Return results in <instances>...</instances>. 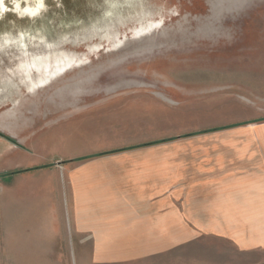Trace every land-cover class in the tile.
Wrapping results in <instances>:
<instances>
[{"label":"rangeland","instance_id":"374dc122","mask_svg":"<svg viewBox=\"0 0 264 264\" xmlns=\"http://www.w3.org/2000/svg\"><path fill=\"white\" fill-rule=\"evenodd\" d=\"M258 126L264 127V22L0 159V264H97L88 253L74 257L59 237L64 225L57 241L41 232L67 223L46 187L59 191L76 159L111 156L117 147H224L225 135L239 142L245 136L237 129ZM108 264H264V247L243 250L202 234Z\"/></svg>","mask_w":264,"mask_h":264},{"label":"water","instance_id":"95a60500","mask_svg":"<svg viewBox=\"0 0 264 264\" xmlns=\"http://www.w3.org/2000/svg\"><path fill=\"white\" fill-rule=\"evenodd\" d=\"M264 22V0H0V159Z\"/></svg>","mask_w":264,"mask_h":264},{"label":"crops","instance_id":"0c3cea01","mask_svg":"<svg viewBox=\"0 0 264 264\" xmlns=\"http://www.w3.org/2000/svg\"><path fill=\"white\" fill-rule=\"evenodd\" d=\"M237 130L245 138L225 135L224 147H117L111 156L76 159L59 191L46 187L67 223L51 222L41 232L97 264L144 257L202 234L243 250L264 247V127Z\"/></svg>","mask_w":264,"mask_h":264}]
</instances>
